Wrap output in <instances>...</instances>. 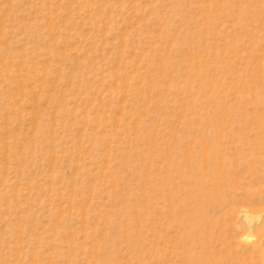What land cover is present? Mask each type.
Returning <instances> with one entry per match:
<instances>
[{
  "label": "rangeland",
  "instance_id": "374dc122",
  "mask_svg": "<svg viewBox=\"0 0 264 264\" xmlns=\"http://www.w3.org/2000/svg\"><path fill=\"white\" fill-rule=\"evenodd\" d=\"M0 264H264V0H0Z\"/></svg>",
  "mask_w": 264,
  "mask_h": 264
}]
</instances>
